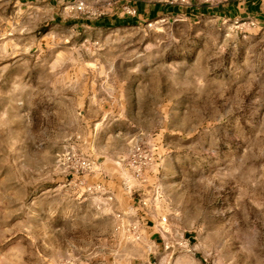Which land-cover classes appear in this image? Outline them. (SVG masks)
I'll list each match as a JSON object with an SVG mask.
<instances>
[{
	"label": "rangeland",
	"instance_id": "obj_1",
	"mask_svg": "<svg viewBox=\"0 0 264 264\" xmlns=\"http://www.w3.org/2000/svg\"><path fill=\"white\" fill-rule=\"evenodd\" d=\"M84 1L0 0V264H264V13Z\"/></svg>",
	"mask_w": 264,
	"mask_h": 264
},
{
	"label": "crops",
	"instance_id": "obj_2",
	"mask_svg": "<svg viewBox=\"0 0 264 264\" xmlns=\"http://www.w3.org/2000/svg\"><path fill=\"white\" fill-rule=\"evenodd\" d=\"M136 3L137 2H135V4ZM244 7L246 8V12L249 14H263L264 0H245ZM145 12H149V10L146 8ZM91 144L92 146H96L95 142H91ZM104 156L107 162H119L115 159V157H111L112 155L110 153H106L104 154ZM118 156L122 158L120 155ZM107 174L110 176V180L107 181L109 189L117 196L122 195V193L124 192L123 180L127 177V174L117 172H114V174H111V172H107ZM127 210L130 211L129 218H131V221L137 226V232H139L140 236L148 233L151 238L153 236H155V238H158V232L156 228L160 224V215L154 210L152 200H149L147 204H143L141 200V202H139V205L129 206Z\"/></svg>",
	"mask_w": 264,
	"mask_h": 264
},
{
	"label": "built area",
	"instance_id": "obj_3",
	"mask_svg": "<svg viewBox=\"0 0 264 264\" xmlns=\"http://www.w3.org/2000/svg\"><path fill=\"white\" fill-rule=\"evenodd\" d=\"M168 3L171 4H180V5H188L190 0H169ZM71 8L77 12H86L88 9V5L84 0H75V3L71 6ZM129 12L136 13L137 10L134 8H129ZM138 158H142L140 162H138ZM75 162L73 168L75 171L88 172L94 170L96 164L93 160L84 157H74ZM131 160L133 163H139V169H141L142 164H147L152 160L151 155L142 147L141 145H136L134 147L133 153L131 155Z\"/></svg>",
	"mask_w": 264,
	"mask_h": 264
},
{
	"label": "trees",
	"instance_id": "obj_4",
	"mask_svg": "<svg viewBox=\"0 0 264 264\" xmlns=\"http://www.w3.org/2000/svg\"><path fill=\"white\" fill-rule=\"evenodd\" d=\"M135 9L137 10L138 13L147 14V12H145L146 7H145L143 2H137L135 4ZM180 11H186L188 13H193L194 11H196V7L193 5H186L185 6V5L171 4V3H167V4L163 5L161 3H157L152 8L149 9L148 15L149 16H156V15L160 14L161 12H169V13L174 14V13H179ZM198 11L206 13V12H210L212 10L207 8L206 5H202L199 7ZM135 20H136L135 17H133V18L124 17L121 20H116V22L117 23L119 22L121 24H134ZM94 23H95V25L110 26V20H108L106 18L96 20Z\"/></svg>",
	"mask_w": 264,
	"mask_h": 264
}]
</instances>
